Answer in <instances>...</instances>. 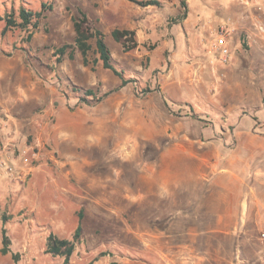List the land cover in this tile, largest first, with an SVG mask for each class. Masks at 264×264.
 Masks as SVG:
<instances>
[{
    "label": "crops",
    "instance_id": "crops-1",
    "mask_svg": "<svg viewBox=\"0 0 264 264\" xmlns=\"http://www.w3.org/2000/svg\"><path fill=\"white\" fill-rule=\"evenodd\" d=\"M157 1L160 6L129 0L86 6L106 44L110 36L117 43V56L107 44L115 62L124 68L125 56H133L139 70L163 72L158 81L143 83L153 90L145 97L121 78L106 83L96 39V63L85 65L82 56L83 67H21L23 56L0 48V58L9 59L0 62V157L18 172L19 152H37L23 183L0 178V202L19 201L10 210H26L24 232L36 228L31 252L50 233L72 240L81 224L71 264L84 245L132 248L136 256L96 258L90 252L78 264H219L224 247L232 249L236 264L253 261L237 249L257 247L254 237L264 234V105L252 103L264 75L258 73L261 81H231L232 69L210 53L216 36L209 45L188 36L189 0L183 11ZM244 2L226 4L236 53L243 51L242 41L260 46L247 34L254 19L264 18V0L261 10ZM220 25L205 27L206 37ZM117 29L135 32L137 48L124 52L113 37ZM87 73L94 79L86 90L102 96L98 107L73 91L80 86L71 79Z\"/></svg>",
    "mask_w": 264,
    "mask_h": 264
},
{
    "label": "rangeland",
    "instance_id": "rangeland-1",
    "mask_svg": "<svg viewBox=\"0 0 264 264\" xmlns=\"http://www.w3.org/2000/svg\"><path fill=\"white\" fill-rule=\"evenodd\" d=\"M90 1L91 0H81L80 4V1L74 0H0V17H3L5 14L18 16L21 5H25L34 12H41L43 15L40 20L39 29L37 30L30 29L26 31L19 27H11L7 31H3L5 28V22H0V48L4 47L9 50L10 53L23 56L25 61L21 67H83L84 65L80 52L74 60H70L67 53L63 57L60 56L59 59H57L55 50L64 44H71L74 42L76 34L74 21L84 19L83 15L86 17V6ZM167 1L178 4L180 6V10L183 11V6L188 0ZM229 1L230 0H189L188 17L185 24V30L188 36H190L191 39L197 36L199 41L209 45L210 41L216 36V33L211 31L209 33L212 37H206L204 34V28H208L210 24L215 26L228 24L229 20L226 4ZM249 1L253 2L254 0ZM42 3L49 6L51 9H43ZM167 9L169 10L170 8ZM86 19L87 22L83 23L82 27L85 31L90 33L94 30L95 25L90 22L87 17ZM19 21L20 20L17 19V23H19ZM101 26L103 29H106L105 24L101 23ZM29 33L33 35L31 39L29 38ZM89 42L92 43L91 50L89 52V60L92 65L96 63L95 58L97 57V51L94 49V39H90ZM245 43L247 48L243 46V51L241 53H236L235 51L231 53V62L227 66L233 71L230 74L231 81L234 80L238 82L240 80H249L250 77V79L254 81L258 78V73H262L264 75V52L261 46H257L253 42L245 41ZM107 44L109 47L111 46L112 53L116 56L121 53L119 51L117 52V43L114 42L111 36L107 38ZM244 49L246 51H244ZM1 55L4 56L2 53ZM125 59V66L122 68L124 70V75L127 79H133L134 82H132V84L139 87L137 92L138 96L145 97L153 92V90L147 89L144 86L142 87V85L144 82L152 83L155 80L158 81L163 72H148L146 70H139L137 68L139 67L137 58L133 56H125ZM158 59L159 56L154 53L152 55V62L157 63ZM8 60V57L0 58V62L3 63ZM59 60L62 61V65L58 62ZM11 61H14L11 62L13 65L17 64L16 60ZM116 67H119V65ZM250 67H252L253 70ZM106 71V74L102 77L108 85L114 84L117 80H120V78L112 71ZM93 79V75L87 73L86 79H84V76L76 75L74 79L71 80L76 86L86 89V87L90 86ZM259 81H261V76ZM256 86L257 88H255L252 95V103L254 105L257 103L264 105V84ZM76 95L79 97H81L80 95L84 96L83 93ZM97 95L98 96L95 98L87 97V102L82 103H85L88 106H93V108L98 107V104H100V101L102 100V96H100L99 91H97ZM238 102L239 99L237 100V103ZM187 113H190V116L194 120L199 117L197 114L191 113L190 110H188ZM209 121L214 122L213 119H210ZM246 122L250 125L253 124L251 118H247ZM189 127H192V125L189 124L188 128ZM19 155L22 157L21 152H19ZM18 202L19 201L13 200L0 202V264H62V258L54 257L45 253V242L40 241L38 249L33 250V252L30 251L28 243L32 238L36 237V234L32 231L36 228L33 226L32 229H29L27 234L24 232L27 225V216L23 214L26 210H10L12 203H14L13 207H16V205L18 206ZM4 217L6 218L5 220ZM3 226L7 229V233L11 238L12 251L14 253H20L21 255V259L18 263L14 262L11 253L7 255H3L1 253ZM103 235H106V232ZM255 238L258 243L257 247L247 246L246 248L237 249L240 250L239 254L241 257L253 259V261L244 262L243 264H264V234H258V236H255L254 239ZM99 241L104 244L102 239L99 238ZM78 249L79 251L76 254L74 264H78L79 259L90 254V252V257L95 255L96 258H102L104 256L113 257L114 254L117 253L125 255L127 258L136 256V251L132 248L122 249L119 251L110 245L98 249L88 248L87 245H84ZM204 250L207 252L209 249L205 248ZM232 252V249H229L228 247L221 248V259L219 260V264H236L237 261L232 260ZM80 263L86 264L85 262Z\"/></svg>",
    "mask_w": 264,
    "mask_h": 264
},
{
    "label": "trees",
    "instance_id": "trees-1",
    "mask_svg": "<svg viewBox=\"0 0 264 264\" xmlns=\"http://www.w3.org/2000/svg\"><path fill=\"white\" fill-rule=\"evenodd\" d=\"M129 1L135 2L142 7H146L150 5L160 6V2L157 0H146V1L129 0ZM42 8L51 9L49 6L45 5L44 3H42ZM42 16L43 15L41 12H34L25 5H21L18 16L5 14L3 17H0V22H5V28L3 31H7L11 27H19L26 31L30 29L37 30L39 29L40 20ZM186 16H187V12L185 8V13L184 15H181L180 18L182 19ZM83 17L84 19L82 20L74 21L75 32H76V37L74 39V42L72 44H64L63 46L55 50V53L57 54L56 55L57 59H59L60 56L63 57L67 53L69 59L73 60L75 58V50L78 49L83 56L84 64L88 65L89 64L88 56L91 50V45L89 44V40L93 38L96 39L97 51L99 53V58L102 61L103 66L106 69L111 70L116 76L121 78L123 85L134 82L133 79L131 78L129 79L125 78L124 70L117 62L113 60L112 53L105 42L104 34L95 28L90 33L83 29L82 24L87 22L85 15H83ZM17 19L20 20L19 23H17ZM32 37L33 35L29 33V38L31 39ZM113 37L116 41L121 42L124 52H130L137 48L135 32L133 31L117 29L113 32ZM243 46L247 48L245 42L243 43ZM58 62L61 63L62 61L59 60ZM117 65H119V67H116ZM73 91L77 92L78 94L83 92L85 96L83 100H85V102H87L86 97L92 96L93 98H95V95L92 93V90L90 89L86 90L74 86ZM79 218L80 221L83 218L81 213L79 214ZM5 219L6 218L4 217V220ZM81 234H82L81 224L78 226L72 240L60 239L54 233H50L47 238L45 253L50 254L54 257L62 258V264H71V257L73 256L76 250V246L79 243ZM11 246H12L11 238L7 233V229L5 228V226H3L1 253L3 255H7L11 253L14 262L18 263L21 259V255L20 253H14L12 251Z\"/></svg>",
    "mask_w": 264,
    "mask_h": 264
},
{
    "label": "built area",
    "instance_id": "built-area-1",
    "mask_svg": "<svg viewBox=\"0 0 264 264\" xmlns=\"http://www.w3.org/2000/svg\"><path fill=\"white\" fill-rule=\"evenodd\" d=\"M247 5H252L255 9L261 10V0H254L253 2L245 0ZM233 29L230 24L220 25L216 31V37L210 44V53L214 59L228 65L231 62V47L229 44V37ZM250 34H247V39L257 42L264 52V18L254 19L253 27L250 29ZM22 154V170L15 171L9 166L4 159L0 157V178L5 174L14 181L23 183L27 178L29 171L35 167L37 152H21Z\"/></svg>",
    "mask_w": 264,
    "mask_h": 264
}]
</instances>
